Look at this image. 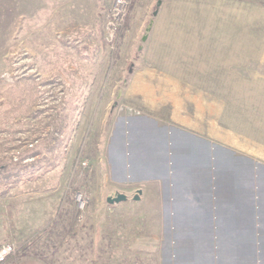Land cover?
Returning <instances> with one entry per match:
<instances>
[{
  "label": "rangeland",
  "instance_id": "1",
  "mask_svg": "<svg viewBox=\"0 0 264 264\" xmlns=\"http://www.w3.org/2000/svg\"><path fill=\"white\" fill-rule=\"evenodd\" d=\"M111 2L0 0V247L11 243L17 248L5 264L24 257L18 248L36 230L39 238L31 242L28 257L40 259V254L53 264H89L81 251L84 237L87 244L100 237L108 244L106 251L118 246V264H130L128 248L136 244L158 240V264L163 238L167 259L172 249L187 244L172 239L175 231L161 220L169 187L168 179H160L168 165L161 132L143 131L147 125L142 122L131 132L120 119L127 114L120 94L140 63L138 47L159 0H130L115 49L106 38ZM100 13L106 20L97 31L87 22ZM124 42L136 44L128 55ZM153 149L159 154L147 153ZM150 175L160 177L153 184L155 194L146 182ZM138 188L146 193L135 199ZM118 192L128 199L109 203ZM181 202L180 210L176 205L170 213V223L178 226ZM81 216L84 227L73 238L71 223ZM262 226L252 231L251 264H264V221ZM178 257L174 264L189 263L190 256L180 262ZM151 258L145 250L132 254L133 260L154 264ZM107 259L114 262L107 256L101 264Z\"/></svg>",
  "mask_w": 264,
  "mask_h": 264
},
{
  "label": "crops",
  "instance_id": "2",
  "mask_svg": "<svg viewBox=\"0 0 264 264\" xmlns=\"http://www.w3.org/2000/svg\"><path fill=\"white\" fill-rule=\"evenodd\" d=\"M89 20L100 30L106 17ZM151 21L140 63L120 94L127 112L120 119L130 131L142 122L143 131L162 134L167 173L146 182L155 194V179H168L161 220L175 231L172 239L187 242L167 259L163 238L162 264H174L177 254L179 262L190 256L188 264H251L252 231L264 221V0H162L144 34ZM135 46L124 42V54ZM181 200L178 226L170 213ZM146 244L128 248V263L150 264L132 259L145 250L158 264V240ZM107 245L84 237L81 251L89 264L107 256L118 264L121 250ZM17 264L46 263L24 256Z\"/></svg>",
  "mask_w": 264,
  "mask_h": 264
},
{
  "label": "built area",
  "instance_id": "3",
  "mask_svg": "<svg viewBox=\"0 0 264 264\" xmlns=\"http://www.w3.org/2000/svg\"><path fill=\"white\" fill-rule=\"evenodd\" d=\"M130 4V0H112L111 2L106 20V38L112 49L117 47L120 30L129 15ZM16 253L17 248L14 244H3L0 247V264H5Z\"/></svg>",
  "mask_w": 264,
  "mask_h": 264
},
{
  "label": "trees",
  "instance_id": "4",
  "mask_svg": "<svg viewBox=\"0 0 264 264\" xmlns=\"http://www.w3.org/2000/svg\"><path fill=\"white\" fill-rule=\"evenodd\" d=\"M120 32H122V29L120 30ZM31 82V81H30ZM20 98H22V96H20ZM25 109H26V107H25ZM7 210H8V212L10 213V226H11V228H14L15 226H13L14 225V222L11 220L12 219V214H11V212H12V210H13V207L11 206V205H7ZM82 216L83 217H85V215L83 214V212H82ZM79 217V218H75V219H73V221H72V223H71V231H72V233L71 234H74V235H77V234H79V232H80V230L82 229V226H83V222H81V219L83 218V217ZM40 234V230H36L35 231V233L34 234H32V235H30V236H28L23 242H22V245L18 248V251H19V253H20V256H29V252H28V250H29V248H30V246H31V242L32 241H36L39 237H38V235ZM65 239L63 238L62 239V241H61V243H66L65 241H64ZM60 243V242H59ZM34 248H35V250H37V246H34ZM38 258H40V260H42L43 262H45L46 264H53L52 263V261H48L47 259H45V257H41V255L39 254L38 256H37ZM94 262H92L93 264H98V259H97V257L95 258L94 257Z\"/></svg>",
  "mask_w": 264,
  "mask_h": 264
},
{
  "label": "water",
  "instance_id": "5",
  "mask_svg": "<svg viewBox=\"0 0 264 264\" xmlns=\"http://www.w3.org/2000/svg\"><path fill=\"white\" fill-rule=\"evenodd\" d=\"M158 4L160 5L161 4V0H159ZM158 12V9H156L154 11V15H156ZM152 26V21L149 23L147 29H146V34L143 36L142 40L143 41H146L147 37H148V32L150 31V28ZM142 193V190H138L137 193L135 194V199H140V194ZM128 197L125 193H121V192H118L115 196H110L108 197V202L109 203H115V202H121V201H124L126 200Z\"/></svg>",
  "mask_w": 264,
  "mask_h": 264
}]
</instances>
